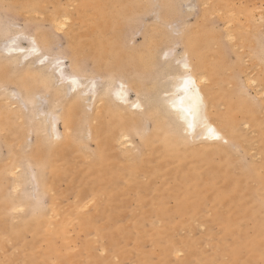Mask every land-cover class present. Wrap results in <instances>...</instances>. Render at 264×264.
Wrapping results in <instances>:
<instances>
[{
	"label": "bare ground",
	"instance_id": "6f19581e",
	"mask_svg": "<svg viewBox=\"0 0 264 264\" xmlns=\"http://www.w3.org/2000/svg\"><path fill=\"white\" fill-rule=\"evenodd\" d=\"M50 1L54 10L47 14L48 20L54 28H65L70 19L69 11L61 9L57 0ZM218 1L201 0L202 16L218 12L224 18L227 37L237 40L236 28L253 22L258 6L249 1L232 12L216 7ZM43 3L46 4V0H18L15 7L20 12L39 11ZM94 3L101 20L93 30L67 28L68 69L62 61L64 57L43 51L51 38L49 31L37 29L34 35L20 30L9 34L0 32V90L8 83L17 86L5 93L10 99L8 106L18 113V127L28 126L35 137L30 154L23 152L21 155L18 145H23V131L17 129L7 133V138L15 143L12 168L17 185L23 184L25 177L18 168L37 163L38 169L32 173L33 182L44 191L47 184L64 177L70 156L84 154L91 157L86 170H89L91 185H97L94 190L105 198L110 208L121 207L123 200L110 184L115 177L113 162L120 155L136 161L135 167L123 178L127 188L148 190L153 185V162L162 177L161 187L145 199L151 214L144 210L136 216L133 214V227L138 231H141L139 219L149 216L164 223L173 215L184 216L191 212L188 221L194 222L197 210L205 202L209 201L215 209L221 208L223 196L218 193H225L230 187L236 198L231 209L240 206L264 219V201L258 205L253 203L254 191L250 185L251 181L261 178L264 186V161L253 163L252 171L238 170L230 156L234 147L240 146L248 152L251 142L257 141V146H263L264 130L255 117L256 107L237 88L235 75L222 72L225 60L218 37L202 28L192 33L184 27L177 31L176 26L171 31L178 34L172 36L167 25L178 12L176 0H156V20L143 26L145 32L141 33L138 44L127 45L124 33L150 9L149 0H99ZM226 3L229 4V0ZM78 10L82 13L83 6ZM33 13L36 12H30ZM42 13L39 11L38 15ZM239 14L243 15L244 22H240ZM173 40L181 45L179 54L169 48L161 51ZM21 41H26L27 45H22ZM210 41H215L214 48ZM245 41L252 42V36ZM85 52L89 58L84 57ZM213 53L220 57L212 56L211 61L209 57ZM250 53L253 56L251 65L264 66V49ZM87 59H92L93 66L90 63L84 73L83 64ZM101 71L105 72L104 76L99 74ZM228 82L233 88L227 87ZM218 83L222 87H216ZM253 84L257 88L255 81ZM129 92L134 93L133 98ZM6 118L1 119L2 128ZM57 121L61 122V133ZM246 125L260 129L259 141L244 133ZM80 136L94 142L93 153L83 151L88 144ZM134 136L139 137L141 154L130 155ZM115 147H122V152L118 153ZM212 158L219 161L213 164ZM44 159L55 165V172L49 179L41 170ZM255 167L263 173L257 174ZM139 170L148 176L146 183L138 182ZM72 181L81 186L86 183ZM172 181L173 188L169 187ZM207 181L210 185L206 187ZM81 186L79 194L87 188ZM125 191L121 196H125ZM168 197L174 198L171 209L163 207ZM104 208L109 214V208ZM114 234L110 232V237ZM119 234L126 238V229ZM179 251L178 247H169L164 254Z\"/></svg>",
	"mask_w": 264,
	"mask_h": 264
},
{
	"label": "rangeland",
	"instance_id": "374dc122",
	"mask_svg": "<svg viewBox=\"0 0 264 264\" xmlns=\"http://www.w3.org/2000/svg\"><path fill=\"white\" fill-rule=\"evenodd\" d=\"M17 1L0 0V32L9 34L20 30L26 35H34L37 29L49 31L51 38L43 51L48 55L64 57L62 61L65 62L67 69L69 58L67 28L73 26L75 29L93 30L101 20V14L94 3L99 0H57L61 9L69 11L67 13L70 15V19L66 21L67 26L60 30L54 28L48 20L47 14L49 12L51 14L54 10L50 0H46L47 3H43L39 8L42 9L39 11L44 13L42 16L38 15L39 11L16 10ZM249 1L256 3L258 8L253 22H250L248 27L236 28L237 40L227 37L224 18L218 12L213 11L202 16L204 5L201 0H176L178 12L168 21L167 30L172 36H177L178 33L171 31L175 26L177 31L184 27L192 33L202 28L218 37L225 60L222 72L224 75H235L237 88L241 95L256 107L255 117L264 130L262 107L264 66L260 63L257 66L251 65L253 56L250 53L252 50L257 52L264 49V0H229V4L226 0H219L215 5L219 9L234 12L246 6ZM155 3L156 0H149L150 9L125 31L123 40L127 45L138 44L142 38L141 33L145 32L143 26L156 20ZM209 4L208 1L207 6ZM80 6H83L82 13L78 10ZM239 16L240 22H244L243 15L239 14ZM248 36H252V42L245 41ZM21 43L27 45L26 41ZM209 44L213 46L212 48L215 47V41H210ZM168 48L176 54L181 52V45L176 40L165 44L161 51ZM85 50L87 52L88 49ZM86 52L84 57L89 58ZM217 55L220 57L219 54L213 53L209 60L213 61V57ZM239 56L241 62L238 61ZM90 63L92 67V59H87L83 64L84 73L87 72ZM99 74L104 76L105 72L101 71ZM246 78L250 80L246 81ZM253 81L256 82L257 88ZM226 85L228 88H233L231 82ZM4 87L0 90V123L2 118H6L4 116L10 118H6L3 128L0 126V264H264V219L247 212L240 206L231 209L230 205L236 201L232 187L225 193H218V196H223V199L219 198L224 202L221 208L215 209L209 201L205 202L197 210L194 222L188 221L192 216L191 212L184 216L173 215L165 220V224L149 216L139 219L141 231L135 229L133 214L136 216L143 210L151 214V207L145 199L162 184L156 162L152 163L153 185H150L148 190L127 188L124 184L123 178L135 167L136 161L126 160L119 155L113 162L115 177L110 184L115 187L117 196L123 200L121 207L110 208L105 203V198L94 190L97 185H91L89 170H86L91 157L84 154L70 156L64 177L58 182L47 184L44 191L39 190L33 182L32 173L38 169L37 163L26 166L23 162L24 165L18 170H21V175L25 177L23 184L17 185L12 168V150L15 143L14 140L7 138V133H14L17 129L23 131V145H18L21 155L23 152H26V155L30 154L35 137L28 126L18 127L20 124V120L16 118L18 113L8 106L10 99H7L5 93L17 86L8 83ZM216 87L220 88L222 85L218 83ZM129 96L133 98L134 93L129 92ZM246 126H243L244 133L259 141L260 129ZM57 129L59 133L62 132L60 121H57ZM51 134L54 135V132ZM82 139L86 145L88 144L87 150L83 151L93 153L94 142L90 139ZM139 144V137L134 136V148L130 155L141 154ZM257 145V141L251 142L247 146L248 152L243 151L240 146L232 148L233 153L230 156L235 161L233 166L238 170L252 171L253 163L264 161V145ZM115 148L118 153L122 152V147ZM218 161V158L210 160L213 164ZM42 164L41 170L49 179L55 172V165L46 159ZM255 169L257 174L263 173L261 169L257 167ZM30 173L32 176L29 175ZM147 179L148 176L139 170L138 182L146 183ZM72 180L81 183L84 180L86 183L82 186L75 185ZM260 180L262 179L250 182L254 191L252 200L256 205L264 201V186ZM172 185L173 181L170 182L169 187L173 188ZM207 185H210V181H207L205 186ZM79 186H86L88 189H84L79 194ZM124 190H126L125 196H121ZM85 201L88 202L82 207ZM104 207L109 208V214ZM163 207L167 209L174 207V198L168 197ZM101 211H104V214ZM124 229H126V238H122L119 234L120 230ZM113 231L115 234L110 237V232ZM169 247H178L180 251L165 255L164 252Z\"/></svg>",
	"mask_w": 264,
	"mask_h": 264
},
{
	"label": "snow or ice",
	"instance_id": "6c2138e0",
	"mask_svg": "<svg viewBox=\"0 0 264 264\" xmlns=\"http://www.w3.org/2000/svg\"><path fill=\"white\" fill-rule=\"evenodd\" d=\"M209 131H210V132H213V130H211V129H210Z\"/></svg>",
	"mask_w": 264,
	"mask_h": 264
}]
</instances>
